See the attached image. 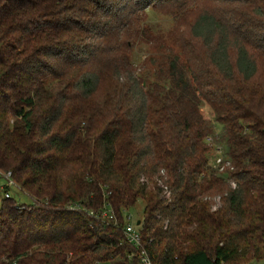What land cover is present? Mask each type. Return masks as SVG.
<instances>
[{"label": "trees", "instance_id": "obj_1", "mask_svg": "<svg viewBox=\"0 0 264 264\" xmlns=\"http://www.w3.org/2000/svg\"><path fill=\"white\" fill-rule=\"evenodd\" d=\"M189 1L0 0V170L33 198L0 201V264H140L138 200L154 264L264 259V0L200 12L146 87L138 12Z\"/></svg>", "mask_w": 264, "mask_h": 264}, {"label": "rangeland", "instance_id": "obj_2", "mask_svg": "<svg viewBox=\"0 0 264 264\" xmlns=\"http://www.w3.org/2000/svg\"><path fill=\"white\" fill-rule=\"evenodd\" d=\"M167 7V9H154L152 7L147 10H141L138 12L140 18L137 23L132 27L136 28L137 32H141L140 36L129 38V44L133 46L130 51V57L133 62V66L139 76L143 75L145 78L146 87H149L154 82L155 65L152 63V59L158 61V56L163 53L166 48H175L177 45V38L184 39L194 21V18L205 9H222V0H190L181 10L178 8ZM189 9V10H188ZM185 13V15H182ZM182 15V16H181ZM182 21V22H181ZM131 29V27H130ZM189 29V30H188ZM128 44V42H127ZM207 104V103H206ZM209 104H203V112L209 116L208 107ZM214 132L216 135L223 134V126L221 123H214ZM211 140L207 141L212 146L209 152V161L213 167L219 169L220 172L225 171L228 163L224 161V143L217 142L212 136ZM218 157L222 158V162L218 161ZM223 164V165H221ZM6 172L0 170V201L5 197V193L8 190L10 195L15 198L19 204H32L33 198L22 188L16 186H10L4 188L8 179L5 177ZM165 174V171L162 170ZM145 179V177H144ZM160 187L163 189L164 195H170V189L163 183L160 178H157ZM234 186L235 183L231 181ZM167 190V192H165ZM170 199V198H169ZM221 197L218 195L215 197L216 208L221 204ZM144 201L138 200L137 205L131 210L130 221L138 229V221L142 217ZM99 264H114L111 261H103ZM224 264H264V259H255L251 262H225Z\"/></svg>", "mask_w": 264, "mask_h": 264}, {"label": "built area", "instance_id": "obj_3", "mask_svg": "<svg viewBox=\"0 0 264 264\" xmlns=\"http://www.w3.org/2000/svg\"><path fill=\"white\" fill-rule=\"evenodd\" d=\"M212 137L209 136L208 140H211ZM218 161L222 162V158L218 157ZM223 165V164H221ZM5 177L8 179L7 184L4 187H10V186H16L19 187L16 183V181L12 178L11 176V172H6ZM167 192V190L165 191ZM6 197H10V193L8 192V190L5 193ZM167 197H170V195H166ZM125 235L128 239V241H130L131 243H133L137 249H139L138 251V258L140 259V264H154L153 260L151 259V257L149 256V254L147 253L146 249L143 247L142 245V237H141V233L140 230L133 225L132 223H129L126 225L125 227Z\"/></svg>", "mask_w": 264, "mask_h": 264}, {"label": "water", "instance_id": "obj_4", "mask_svg": "<svg viewBox=\"0 0 264 264\" xmlns=\"http://www.w3.org/2000/svg\"><path fill=\"white\" fill-rule=\"evenodd\" d=\"M140 223V222H139Z\"/></svg>", "mask_w": 264, "mask_h": 264}]
</instances>
